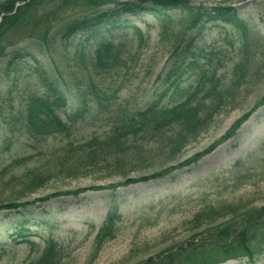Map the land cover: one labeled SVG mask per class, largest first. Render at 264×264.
<instances>
[{
    "label": "rangeland",
    "instance_id": "rangeland-1",
    "mask_svg": "<svg viewBox=\"0 0 264 264\" xmlns=\"http://www.w3.org/2000/svg\"><path fill=\"white\" fill-rule=\"evenodd\" d=\"M103 1L106 4L101 7L111 6L108 0ZM189 1L194 6L207 8L232 5L242 19L251 26L255 25L264 35V6L257 3L264 0ZM171 14L175 22L181 19L178 10ZM113 22L101 27L89 42L99 37L113 38L133 23L149 34V44L127 70L104 75L102 80L94 78L93 81L102 87L107 86L105 90L109 99L103 100L105 110L111 103L122 109L144 108L158 95L157 77L168 58L166 43L159 40V19L154 13L145 12L140 15L121 14ZM203 27L199 32V43L208 48L229 50L230 41L236 44L240 37L241 30L223 19H208ZM28 34L30 31L19 28L9 35L10 45L21 49L22 55L34 51V42ZM87 38L86 33H80L71 44L87 42ZM10 58L8 55L0 61V204L16 199L34 200L58 191L102 188L60 194L22 212L0 210V264L30 262L50 238L63 248L58 264H139L158 255L165 256L183 245L191 235L193 215L204 204L244 202L258 208L264 206V155L254 153V148L264 137V106L250 116L236 136L174 176L121 185L115 189L106 187L127 177L148 175L207 148L264 94V78L247 84L236 95L237 108L219 113L208 131L189 142L176 155L170 156L165 148H159L156 141L151 140L141 145L143 158L121 163L120 168L106 153L100 156L97 165L87 166L85 161L82 175L66 177L64 172L57 170L55 173L58 175L29 192L23 190L20 181L24 174L35 168L46 172L48 165L62 161L72 164L76 156L83 153L80 152L82 144L91 137H102L107 125L104 116L94 113L97 106L94 93L83 94L81 83L71 82L59 87L66 98V106L59 110V114L63 120L76 123V133L70 137L54 135L39 139L24 131L20 121L12 118L18 102L28 92L48 91V86L36 72L32 57L22 58L18 69L7 74L4 63ZM36 59L45 65L47 63L38 54ZM49 62L61 83L62 80L68 81L73 74L77 76L71 61L68 65L59 61L56 64ZM134 149L129 150L133 152ZM123 152L116 151L119 155ZM111 208L119 216L116 236L97 249L93 243L95 235ZM18 227L30 231L29 238L36 246L23 243L22 237L14 235ZM221 264H264V252L256 263L242 258Z\"/></svg>",
    "mask_w": 264,
    "mask_h": 264
},
{
    "label": "trees",
    "instance_id": "trees-1",
    "mask_svg": "<svg viewBox=\"0 0 264 264\" xmlns=\"http://www.w3.org/2000/svg\"><path fill=\"white\" fill-rule=\"evenodd\" d=\"M111 6L101 7L103 0H0V61L6 73L18 69L22 58L35 59L36 72L48 86L45 92H28L16 107L12 118L19 120L24 131L43 139L54 135L72 136L76 123L61 118L59 110L66 106L61 88L71 82L81 83L82 93H94L97 106L94 113L105 117L107 129L102 137H91L72 164L66 161L48 165L47 171L35 168L23 175V190L34 191L53 176L64 172L66 177L82 175L85 165H97L100 156H111L118 168L121 163H131L143 158L141 145L156 141L170 156L176 155L189 142L208 131L215 117L221 112L237 108L236 95L246 85L264 78V35L251 26L233 6L197 7L189 0H108ZM264 6V1H257ZM178 10L181 21L171 12ZM154 13L159 19V40L166 43L168 58L158 75L160 90L144 108L122 109L115 103L104 109L106 87L93 80L104 75L127 70L148 46L150 36L139 25L129 23L113 38L95 36L103 26L114 23L121 14L140 15ZM208 19H223L238 28L240 37L230 41L229 50L205 47L199 43V32ZM30 31L34 42L33 53L22 55L21 49L12 47L9 35L16 29ZM198 31V33H195ZM86 33L87 42L72 45V39ZM37 54L47 60L41 63ZM74 64L77 76L59 81L52 63ZM12 83V82H11ZM11 83H9L11 85ZM106 104V103H105ZM264 106V94L254 105L236 119L217 141L193 156L175 164L163 166L148 175L127 177L106 187L117 188L138 182L158 180L174 176L178 171L196 164L219 145L237 135L240 128L258 109ZM13 109V107H11ZM135 148L133 152L129 149ZM124 151L121 155L117 150ZM255 154L264 155V137L260 139ZM83 154V155H82ZM253 155V154H252ZM130 158V159H128ZM107 161L106 159H104ZM15 162H18L16 160ZM102 187L58 191L34 200L18 199L3 202L0 210L22 212L38 202H46L58 195L77 194ZM249 203L204 204L192 217L191 235L175 251L149 258L139 264H221L229 260L246 258L256 263L264 252V206ZM119 216L112 208L99 227L94 246L100 249L113 239L117 232ZM14 235L21 242L36 246L30 231L15 228ZM38 245V244H37ZM63 248L54 239H48L39 249L35 259L26 264H58Z\"/></svg>",
    "mask_w": 264,
    "mask_h": 264
}]
</instances>
